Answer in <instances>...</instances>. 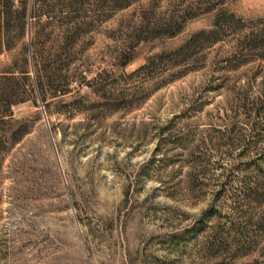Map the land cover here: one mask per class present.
<instances>
[{"label":"rangeland","instance_id":"374dc122","mask_svg":"<svg viewBox=\"0 0 264 264\" xmlns=\"http://www.w3.org/2000/svg\"><path fill=\"white\" fill-rule=\"evenodd\" d=\"M31 4L0 45V264H264V0Z\"/></svg>","mask_w":264,"mask_h":264},{"label":"trees","instance_id":"16d2710c","mask_svg":"<svg viewBox=\"0 0 264 264\" xmlns=\"http://www.w3.org/2000/svg\"><path fill=\"white\" fill-rule=\"evenodd\" d=\"M112 6L123 2L126 4L128 0H109ZM20 4L19 10L12 11V0H0V45L2 41H9L8 32L12 27L17 28L19 31V36H23L26 31L27 26V4L28 0H18ZM40 0H31L32 8H34ZM126 2V3H125ZM226 1H220L221 4H224ZM32 13L29 18L35 19V16ZM26 63V59H23ZM25 77L28 74V71L23 72Z\"/></svg>","mask_w":264,"mask_h":264}]
</instances>
